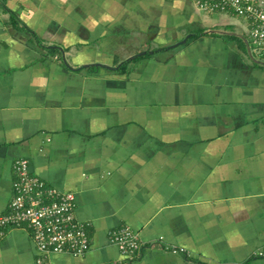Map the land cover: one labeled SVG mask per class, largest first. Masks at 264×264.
Instances as JSON below:
<instances>
[{
    "label": "crops",
    "instance_id": "crops-1",
    "mask_svg": "<svg viewBox=\"0 0 264 264\" xmlns=\"http://www.w3.org/2000/svg\"><path fill=\"white\" fill-rule=\"evenodd\" d=\"M248 29L193 0H0V214L22 158L75 194L90 238L51 264H264V49ZM124 225L132 262L111 240ZM38 257L26 227L0 241V264Z\"/></svg>",
    "mask_w": 264,
    "mask_h": 264
},
{
    "label": "built area",
    "instance_id": "built-area-1",
    "mask_svg": "<svg viewBox=\"0 0 264 264\" xmlns=\"http://www.w3.org/2000/svg\"><path fill=\"white\" fill-rule=\"evenodd\" d=\"M206 12H230L244 18L249 26L251 41L264 49V0H193ZM16 180L14 196L6 213L0 214V241L13 228L30 230L39 253L37 264L49 254L85 255L91 247L86 224L75 215L76 196L71 191H60L30 172L27 159L14 163ZM129 262L142 254L138 232L129 225L115 230L111 238ZM174 253H184L183 248L172 247Z\"/></svg>",
    "mask_w": 264,
    "mask_h": 264
},
{
    "label": "water",
    "instance_id": "water-1",
    "mask_svg": "<svg viewBox=\"0 0 264 264\" xmlns=\"http://www.w3.org/2000/svg\"><path fill=\"white\" fill-rule=\"evenodd\" d=\"M96 67H106V68H109L110 66H106V65H103V64H100V63H97L95 64Z\"/></svg>",
    "mask_w": 264,
    "mask_h": 264
},
{
    "label": "rangeland",
    "instance_id": "rangeland-1",
    "mask_svg": "<svg viewBox=\"0 0 264 264\" xmlns=\"http://www.w3.org/2000/svg\"><path fill=\"white\" fill-rule=\"evenodd\" d=\"M249 35V34H248ZM249 41L251 42V39H249ZM252 43V42H251ZM255 45V44H254ZM257 49H261V48H257Z\"/></svg>",
    "mask_w": 264,
    "mask_h": 264
}]
</instances>
